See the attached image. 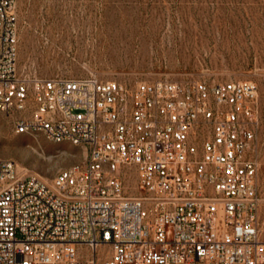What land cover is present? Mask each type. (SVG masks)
Instances as JSON below:
<instances>
[{"label": "built area", "instance_id": "2783aa9c", "mask_svg": "<svg viewBox=\"0 0 264 264\" xmlns=\"http://www.w3.org/2000/svg\"><path fill=\"white\" fill-rule=\"evenodd\" d=\"M16 3L0 0V116L86 156L51 184L0 159V264H264L257 86L24 76Z\"/></svg>", "mask_w": 264, "mask_h": 264}, {"label": "rangeland", "instance_id": "374dc122", "mask_svg": "<svg viewBox=\"0 0 264 264\" xmlns=\"http://www.w3.org/2000/svg\"><path fill=\"white\" fill-rule=\"evenodd\" d=\"M20 74L136 84L145 80L250 81L260 100L264 240V0H17ZM85 150L43 134L17 135L0 116V159L51 184ZM138 196L133 184L127 191Z\"/></svg>", "mask_w": 264, "mask_h": 264}]
</instances>
